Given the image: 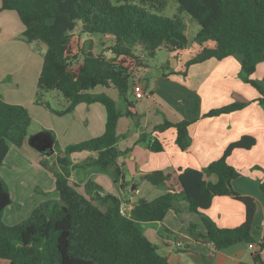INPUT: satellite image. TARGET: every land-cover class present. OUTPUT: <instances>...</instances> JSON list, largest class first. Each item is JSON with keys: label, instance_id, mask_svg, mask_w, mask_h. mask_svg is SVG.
I'll return each mask as SVG.
<instances>
[{"label": "trees", "instance_id": "obj_1", "mask_svg": "<svg viewBox=\"0 0 264 264\" xmlns=\"http://www.w3.org/2000/svg\"><path fill=\"white\" fill-rule=\"evenodd\" d=\"M173 1L178 13L185 12L199 26L193 39L201 49L185 66L209 58L221 60L234 56L240 63L244 82L258 93L252 101L264 109V75L261 79L252 78L257 64L264 61V0ZM167 4L168 0H1L0 10L17 14L24 39L29 43L41 42L46 47L34 102L59 116L71 112L80 103H100L105 109L101 135L69 144L55 154L59 169L54 173V187L58 199L39 203L27 219L14 225L3 221V211L11 203V195L0 177V258L7 259L9 264H171L157 252L142 227L161 221L169 210L200 215L205 233L196 230L195 224L188 226L189 235L197 242L222 249L238 242L256 241L251 234L256 203L232 188L231 181L238 172L227 161L233 149H249L254 145L255 139L250 136L228 144L219 158L202 169L187 167L174 172L145 173L142 179L165 189V193L151 200L137 198L127 214L121 211L119 197L103 193L94 182L85 184L88 198L69 184L71 170L78 167L72 165L70 155L88 151L94 155L87 164L99 170L111 166L114 181L124 187L122 171L117 165L123 152L116 145V128L120 117L136 116L130 110L132 84L147 70V59L153 58L158 50L164 49L179 58L188 43L183 20L159 14ZM78 24L84 34L109 36L113 41L108 47L112 56L94 54L91 44L74 52L71 36ZM208 42L214 45L209 46ZM97 86L115 88L124 107H119L105 92H92ZM54 90L63 97L61 109L43 100L44 94ZM249 102L233 101L210 109L204 116L231 113ZM189 123L164 120L154 130L174 127L175 142L185 150L189 145ZM30 124L28 109L5 101L0 93V167L10 146L22 147ZM138 142L154 152L163 150L162 144L146 133L140 135ZM39 163L44 168L48 166L43 158ZM210 175H215L216 181L208 180ZM216 195H229L244 204L245 217L241 224L219 227L204 214ZM180 201L187 206L180 207ZM256 243L258 249L252 252V262L241 264H264L260 256L264 235Z\"/></svg>", "mask_w": 264, "mask_h": 264}, {"label": "crops", "instance_id": "obj_2", "mask_svg": "<svg viewBox=\"0 0 264 264\" xmlns=\"http://www.w3.org/2000/svg\"><path fill=\"white\" fill-rule=\"evenodd\" d=\"M14 13L11 10H0V93L5 101L25 106L30 113L31 122L34 119L39 120L43 130H51L48 132L51 138L39 149L30 147L27 144V137L22 147L17 148L19 150L26 148L29 153L35 154L34 158L37 157L36 160L39 162L42 158L48 160L47 156L55 157L58 152L56 146L62 132L59 129L60 124L62 127L67 124L62 133L66 147L96 137V130L97 134H102L105 119L102 123L96 121V103H80L71 112L59 116L34 102L36 81L46 47L43 44H33L36 42L29 43L22 37L23 25ZM208 45L214 44L208 42ZM194 46L193 55L201 49L195 42ZM185 62L180 69L164 71L154 77H149L148 72H154L155 68L148 67L135 78L148 95L140 99L131 95L133 106L130 110L136 113V116H122L117 123L116 145L123 152L117 160V165L122 171L124 187L114 181V170L111 166L99 170L94 165H88L87 161L94 155L88 151L70 155L72 165L78 167L71 170L69 184L88 198L85 184L92 181L101 187L103 193L119 197L129 210L139 197L151 200L165 193V189L143 180L142 175L145 173L154 170L174 172L187 167L202 169L219 158L228 144L242 136H250L255 139L254 145L249 149H233L227 161L238 172V176L231 181L232 188L241 195L253 198L256 203L251 234L257 242L264 235V109L257 101H252L258 97V93L244 82L240 63L234 56H227L221 60L209 58L188 67L185 66ZM263 75L264 61L257 64L252 78L261 79ZM112 88H101L99 92L109 95L108 92ZM112 93L114 94L112 98L120 104L118 106L124 107L120 97ZM233 101L250 102L242 109L231 113L204 116L210 109ZM97 111L101 114L103 110L97 108ZM53 117L59 118L55 120ZM44 118L49 123H44ZM164 120L172 123L182 120L190 122L189 145L185 150H181L175 142L174 127L162 131L154 130V127ZM143 133L157 139L163 150L154 152L145 143H139V137ZM39 135L41 133L36 137ZM11 149L12 146L9 147L7 155ZM52 161L55 164V158ZM207 179L214 182L216 176L210 175ZM179 205L185 208L187 203L180 201ZM204 214L219 227H235L244 220L245 206L229 195H216ZM190 224H195L196 230L205 233L200 215L187 210L180 212L169 210L161 221L146 223L143 229L146 237L156 245L157 252L165 256L171 264L252 262V249L248 243L238 242L217 249L210 243L195 241L188 233ZM177 241L183 242L182 249L176 247ZM260 256L264 260V246ZM0 264H9V261L0 258Z\"/></svg>", "mask_w": 264, "mask_h": 264}, {"label": "rangeland", "instance_id": "obj_3", "mask_svg": "<svg viewBox=\"0 0 264 264\" xmlns=\"http://www.w3.org/2000/svg\"><path fill=\"white\" fill-rule=\"evenodd\" d=\"M14 14L16 18H18L17 14L16 13ZM159 14L168 18H174L176 16L180 17L185 25V34L188 43L180 59L172 57L171 54L164 49L158 50L153 58H148L147 59V64L149 65L148 67L149 68L151 67V69L155 68L154 72L151 71L148 72L149 77H154L155 75H161L164 71L180 69L183 66L184 62L188 58H190L195 51L193 38L197 30L199 29L198 24L194 20H192L185 12L178 13L177 4L173 0H168V4L166 8ZM112 42L113 41L109 36H104L101 34L87 35L82 33L79 24L76 26L71 36V44L74 52L79 50L80 47L85 48L88 47V44H91L92 45L91 50L94 54L104 53V55L107 57L112 56L111 53L108 51V47L112 44ZM33 44H43V43L36 42ZM43 46L45 45L43 44ZM101 88L106 89L102 86H97L92 92H99ZM112 92H114L116 96L117 95L119 96V93L115 88L109 90L108 92L109 96L111 97L114 96ZM129 97L132 98L131 94L129 95ZM43 100L49 102L50 105L55 109L62 108L63 97L56 90L49 91L48 93L44 94ZM120 101H123L121 97H120ZM118 105L120 106L119 102ZM97 108H101V110H103L102 111L103 115L102 112L100 114L97 111ZM104 114H105V109L103 105L100 103H96V121L102 123L103 120L105 119ZM100 116L101 118H99ZM53 118H55V120H58L57 118L59 117H53ZM43 122L47 123L48 120L46 121L44 118ZM66 125L62 127V124H60L59 126V129L62 132H61V138L60 140H58V142L62 146H59V144L57 143L56 146L57 151H64L65 149L64 145L66 142L65 139L62 137V133L65 131ZM96 127H97V123H96ZM43 129L44 128L41 126L39 120L34 119L33 122H31L27 133V142H28L27 144L30 147L39 149L41 145L49 141L51 135H49L48 132L51 130L47 131ZM39 133H41V135L36 137V135ZM97 133L98 132L96 130V137L101 135ZM61 142H63L64 144H61ZM12 148L13 149H11V151L9 152V154L7 155V157L5 158V160L3 161L0 167V177L6 182L11 195V203L3 211V221L7 225H14L22 220L27 219L32 209L35 208L39 203L57 197V192L54 187V173L59 169L56 161L55 164H53L52 160L55 158L54 155L52 158L50 156L46 157L48 159L46 160L48 166L47 168H44L36 160L37 157L34 158L35 154L33 155V153H29V151H27L26 148L22 150L17 149L18 147L12 146ZM92 202L94 204H98L95 200H93ZM101 208L103 209V207ZM127 211L128 208H126L124 204L123 212L127 214ZM144 226L145 225L143 224L142 227L144 228Z\"/></svg>", "mask_w": 264, "mask_h": 264}, {"label": "built area", "instance_id": "obj_4", "mask_svg": "<svg viewBox=\"0 0 264 264\" xmlns=\"http://www.w3.org/2000/svg\"><path fill=\"white\" fill-rule=\"evenodd\" d=\"M132 93L134 95V97L136 99H140V98H143L145 97L146 95H148V93H146L141 84L137 81H134L133 84H132ZM123 208H124V204H121V211L123 212ZM124 213V212H123ZM184 246L183 242L182 241H177L176 242V247L178 249H182ZM248 246L250 249H252V252H254L255 250L258 249V244L256 242H252V243H248Z\"/></svg>", "mask_w": 264, "mask_h": 264}]
</instances>
